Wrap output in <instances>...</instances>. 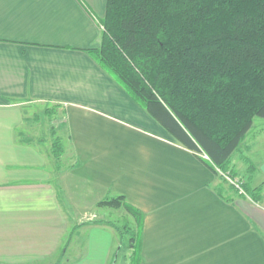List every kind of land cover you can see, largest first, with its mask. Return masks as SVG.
I'll use <instances>...</instances> for the list:
<instances>
[{
    "label": "crops",
    "instance_id": "crops-1",
    "mask_svg": "<svg viewBox=\"0 0 264 264\" xmlns=\"http://www.w3.org/2000/svg\"><path fill=\"white\" fill-rule=\"evenodd\" d=\"M106 4L0 0V264L48 259L69 229L54 146L41 137L49 116L73 175L144 213L140 264H264V151L232 155L257 202L176 141L90 54ZM86 232L68 264H111L123 251L111 226L75 238Z\"/></svg>",
    "mask_w": 264,
    "mask_h": 264
},
{
    "label": "trees",
    "instance_id": "trees-1",
    "mask_svg": "<svg viewBox=\"0 0 264 264\" xmlns=\"http://www.w3.org/2000/svg\"><path fill=\"white\" fill-rule=\"evenodd\" d=\"M102 24L101 46L89 51L97 63L176 141L260 202L232 155L264 119V0H107ZM102 204L123 207L141 237L145 215L125 196Z\"/></svg>",
    "mask_w": 264,
    "mask_h": 264
},
{
    "label": "rangeland",
    "instance_id": "rangeland-1",
    "mask_svg": "<svg viewBox=\"0 0 264 264\" xmlns=\"http://www.w3.org/2000/svg\"><path fill=\"white\" fill-rule=\"evenodd\" d=\"M49 118H51V120L42 123L43 128H41V137L46 139L48 138L47 140L51 143V145L54 146V149L52 147L51 150H53V155L57 159V169L55 171L56 174L53 182L56 186L58 195L61 198V203L63 204L64 212L67 215L69 229L67 231V234L63 238V241H61V245H59L57 251H55V253L51 257L34 263L24 262L18 264H68V262L73 263V259H75V256H73L71 249L75 245H77L75 244L76 242H84V240L88 239L87 232L84 234H80V237L78 238H75V235H77V233L81 231V228L94 224H100L102 226L105 225L108 227L111 226L117 232V235L121 238V246H124L122 249L123 251L120 252L119 250L118 254H116V251H114L113 260L111 264H133V260H135L137 256L139 259L141 258V237L137 235L139 230L137 228L135 218L131 214H129L123 207L102 204L106 201L116 199L120 195L112 194L110 196V194L106 192L101 186L96 184L89 185L86 182L82 181V179H78L73 175L72 170H70L71 168H69V165H71L72 163H69L65 154L57 156V154H59L57 153V148L59 147L58 144L60 143L62 145L61 141L57 140L61 132L58 131L56 128L57 123L52 120L54 119V117L49 116ZM65 134L66 133L64 132L62 135L66 136ZM60 137L62 138V136ZM250 146L251 148H259L258 152L264 151L263 118L255 119L254 127L241 144V153L246 155L247 153L245 149ZM50 147L51 146L49 145V149ZM241 165L243 164L238 163L236 171L240 178H245L243 176L244 171L241 170L240 167ZM221 177L223 178V180L226 181V187L233 185L229 180L225 179L224 176ZM238 193L239 195H242L240 192ZM244 196L248 195H246L245 193ZM132 237H137L135 245H138L139 249L134 248V246L131 247L130 244L132 241ZM118 255H120L119 259Z\"/></svg>",
    "mask_w": 264,
    "mask_h": 264
},
{
    "label": "built area",
    "instance_id": "built-area-1",
    "mask_svg": "<svg viewBox=\"0 0 264 264\" xmlns=\"http://www.w3.org/2000/svg\"><path fill=\"white\" fill-rule=\"evenodd\" d=\"M206 158H209L208 156H206ZM225 177V179L229 180L238 190L242 195H245V191L242 188V184L239 181H233L229 176L222 174Z\"/></svg>",
    "mask_w": 264,
    "mask_h": 264
}]
</instances>
